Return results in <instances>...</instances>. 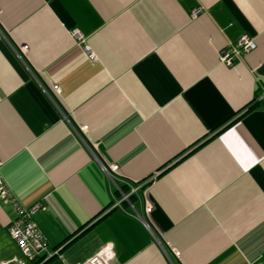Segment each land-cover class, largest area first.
I'll return each mask as SVG.
<instances>
[{"label": "crops", "instance_id": "crops-1", "mask_svg": "<svg viewBox=\"0 0 264 264\" xmlns=\"http://www.w3.org/2000/svg\"><path fill=\"white\" fill-rule=\"evenodd\" d=\"M0 161L50 250L78 234L58 264L106 241L110 264H264V0H0ZM15 217L0 198V262Z\"/></svg>", "mask_w": 264, "mask_h": 264}, {"label": "built area", "instance_id": "built-area-1", "mask_svg": "<svg viewBox=\"0 0 264 264\" xmlns=\"http://www.w3.org/2000/svg\"><path fill=\"white\" fill-rule=\"evenodd\" d=\"M202 12V7H198L192 11V16L198 15ZM73 36L76 41L81 44L88 54V57L93 58V53L86 44L85 39L80 33V31H73ZM256 44L252 37L243 34L241 35L237 42L232 45H228L220 50L219 61L226 66H233L234 62L239 60L242 54L249 52L255 48ZM56 92H60L58 85L54 84L52 86ZM102 169L113 179V175H118V166L116 164L110 163L97 157ZM1 164V161H0ZM152 175L139 186L143 187L152 181ZM114 181V180H113ZM116 185V184H115ZM138 185V184H137ZM137 186L129 185L128 189L124 191L120 186L116 185V190L118 196L114 197L112 203L109 205L108 209L122 208L124 203H128L132 209H134L131 197L137 193ZM0 198L4 202H11L16 210V217L8 224L7 231L11 238L16 242L20 252L22 254L21 258H14L12 261L0 262V264H29V261L36 258L37 256L43 255L48 258L54 254L62 257L61 248L50 250L47 245V240L42 234L39 227L33 220L34 213L41 208L40 203H35L29 207L21 206L12 195L10 189L6 185L5 181L0 176ZM153 208V203L146 199L144 201L143 209L140 213H135V215L142 218L146 226L155 234L157 228L151 226L149 220L147 219ZM115 246L112 241L103 242L97 250H95L91 255L86 257L84 260L79 261L74 264H110L115 257ZM176 255H179V251H175ZM64 259V258H63ZM65 261V259L63 260ZM67 264V263H65Z\"/></svg>", "mask_w": 264, "mask_h": 264}, {"label": "trees", "instance_id": "trees-1", "mask_svg": "<svg viewBox=\"0 0 264 264\" xmlns=\"http://www.w3.org/2000/svg\"><path fill=\"white\" fill-rule=\"evenodd\" d=\"M82 230H84V228ZM70 237H68L69 240L65 241V243H64L65 245L63 244V247L61 248V250L64 247H66L68 244H70L72 241H74V239H76L78 237V234H76L75 237L73 235ZM59 246L54 247V249L59 248ZM58 261H59L58 255H56V254H54L48 258H45L43 255H41V256H37L36 258L29 261V264H58L59 263Z\"/></svg>", "mask_w": 264, "mask_h": 264}]
</instances>
